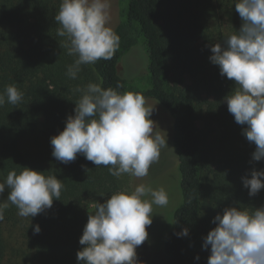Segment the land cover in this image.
Segmentation results:
<instances>
[{
	"label": "trees",
	"instance_id": "trees-1",
	"mask_svg": "<svg viewBox=\"0 0 264 264\" xmlns=\"http://www.w3.org/2000/svg\"><path fill=\"white\" fill-rule=\"evenodd\" d=\"M117 16L89 55L63 0H0V264L101 259L121 212L125 131L111 110L143 99L171 120L179 175L164 264H264V189L240 160L208 168L224 142L196 126L214 120L231 139L233 72L259 83L264 107V0H118ZM211 18L232 33V69ZM135 47L145 71L122 77ZM185 75L196 86H182Z\"/></svg>",
	"mask_w": 264,
	"mask_h": 264
},
{
	"label": "rangeland",
	"instance_id": "rangeland-1",
	"mask_svg": "<svg viewBox=\"0 0 264 264\" xmlns=\"http://www.w3.org/2000/svg\"><path fill=\"white\" fill-rule=\"evenodd\" d=\"M63 3L71 10L79 42L92 55L113 35L118 23V0H63ZM221 23V29H216ZM209 24L214 31L212 44L217 50V58L232 69L231 31L226 23L213 18ZM197 42V39L189 40L190 44ZM146 60L141 47L133 48L120 64V75L130 78L142 74ZM231 76V97L226 105L233 126L231 139L224 140L228 131L214 120L196 122L198 130L211 131L209 139L214 144L224 142L221 147L213 146L211 154L215 158L209 159L207 165L215 170L224 165L226 158L240 160L257 178V189H264V107L259 83L243 72H233ZM182 80L184 87L196 86L188 75L182 76ZM203 98L213 101V97ZM224 103L219 101V104ZM111 112L125 131L115 159L122 186L119 195L121 212L116 229L96 264H164L163 243L172 229L173 211L180 201L177 161L171 149V120L156 102L149 99L134 101ZM211 112L218 110L212 107L210 112H204V118Z\"/></svg>",
	"mask_w": 264,
	"mask_h": 264
}]
</instances>
